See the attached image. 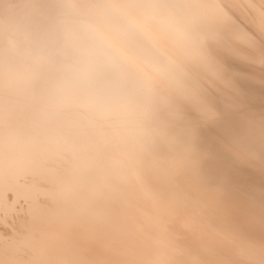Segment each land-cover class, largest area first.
Instances as JSON below:
<instances>
[{
  "label": "bare ground",
  "instance_id": "bare-ground-1",
  "mask_svg": "<svg viewBox=\"0 0 264 264\" xmlns=\"http://www.w3.org/2000/svg\"><path fill=\"white\" fill-rule=\"evenodd\" d=\"M203 3L207 0H191ZM213 14L227 29L212 55L221 77L199 73L200 88L223 106L233 81L246 105L264 112V44L260 24L262 0H213ZM251 3L255 7H250ZM59 0H0V147L5 120V33L14 31L28 46L57 33L64 9ZM172 55L170 41L157 37ZM255 51V57L249 51ZM38 58L20 66L24 76L13 94L14 142L21 157L32 156L41 167L31 175L18 166L5 176L0 167V262H72V264H232L248 257L232 249L235 240L258 253L264 242V223L254 218L235 220L209 216L196 225L184 223L152 199L158 178L138 164L146 146L143 110L114 85L93 76L86 65L66 61L51 68L32 67ZM59 170L54 181L43 167ZM239 179L254 186L264 182L259 167ZM43 230L37 243L4 253L6 238ZM134 236L135 249L117 245L116 237ZM258 258V255L257 257Z\"/></svg>",
  "mask_w": 264,
  "mask_h": 264
},
{
  "label": "snow or ice",
  "instance_id": "snow-or-ice-1",
  "mask_svg": "<svg viewBox=\"0 0 264 264\" xmlns=\"http://www.w3.org/2000/svg\"><path fill=\"white\" fill-rule=\"evenodd\" d=\"M58 6L64 9L60 30L36 45H26L14 31L5 33V120L0 147L5 176L18 166L29 175L41 167L39 159L21 157L14 142L11 108L13 94L24 79L20 66L33 58H38L31 65L34 68H56L72 61L86 65L90 74L120 89L143 110L146 146L138 164L157 176L151 196L161 207L181 222L196 225L209 216L252 219L258 204L264 223V182L257 195L254 186L239 179L243 171L257 166L264 178V112L257 120L233 81L224 82L230 94L223 106L198 83L201 72L222 75L211 52L213 44L223 43L227 36L213 14L219 5L213 0H59ZM259 19L264 30V0ZM158 35L170 41L172 55L161 49ZM249 55L255 57L254 49ZM259 58L264 63V44ZM43 167L51 179L58 178L60 170L53 163ZM44 238L43 230L8 236L4 253ZM115 243L143 247L134 236L116 237ZM230 243L234 251L248 257L232 264H264V242L258 253L235 240Z\"/></svg>",
  "mask_w": 264,
  "mask_h": 264
}]
</instances>
